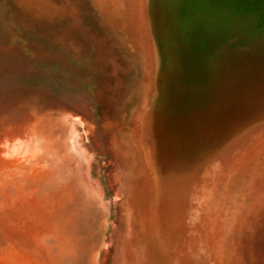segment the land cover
Segmentation results:
<instances>
[{
  "label": "rangeland",
  "instance_id": "374dc122",
  "mask_svg": "<svg viewBox=\"0 0 264 264\" xmlns=\"http://www.w3.org/2000/svg\"><path fill=\"white\" fill-rule=\"evenodd\" d=\"M237 1L192 33L188 0H0V264H264V3Z\"/></svg>",
  "mask_w": 264,
  "mask_h": 264
},
{
  "label": "water",
  "instance_id": "95a60500",
  "mask_svg": "<svg viewBox=\"0 0 264 264\" xmlns=\"http://www.w3.org/2000/svg\"><path fill=\"white\" fill-rule=\"evenodd\" d=\"M188 2H189V5H188L187 9L190 8V12L188 13L189 14L188 16L186 15L184 17L185 19L183 20V22L185 25H187L189 31L194 33L198 29H200V22H199L200 20H199V14H194L192 11L194 10V5H196V7H198V8H199V5L197 3V0H188ZM209 2H210V6L212 7L213 0H209ZM246 2H247V0H239V1L235 2L236 3L234 5L235 11L233 13V16H234L233 19L234 20L245 21V20L249 19L248 15L246 13L247 9L244 7V5H246L245 4ZM261 2L264 3V0H260V3ZM205 7H206V3H205ZM253 34H254L253 39H250V40H255V42H257V43L260 41H263L264 40V26H262V25L257 26ZM217 39L216 40L218 43L225 42L227 45H232L235 42H239V41H236L232 36L231 37L227 36V34H225L224 32H222L218 36ZM244 49H245V47H244ZM241 52H239V53H241ZM241 58L242 57L237 56V58H235V60L232 61L231 64H237V63L241 62L242 61ZM224 66L225 65L222 66V69H227V66H225V67ZM228 69L231 70V68H228ZM226 73H228V70L224 74H226Z\"/></svg>",
  "mask_w": 264,
  "mask_h": 264
}]
</instances>
